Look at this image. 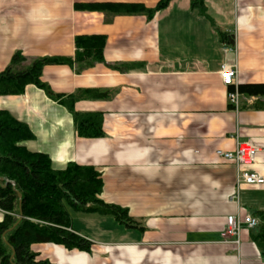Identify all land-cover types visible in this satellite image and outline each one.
Returning a JSON list of instances; mask_svg holds the SVG:
<instances>
[{
	"label": "crops",
	"instance_id": "obj_1",
	"mask_svg": "<svg viewBox=\"0 0 264 264\" xmlns=\"http://www.w3.org/2000/svg\"><path fill=\"white\" fill-rule=\"evenodd\" d=\"M159 2L0 0V73L17 52L28 61L74 60L77 37H106L103 63L48 66L42 75L55 95L74 99L76 113L100 114L104 137L79 136L68 108L34 85L0 97V111L29 128L34 139L20 146L47 155L54 170L93 167L104 184L101 200L127 209L144 228L87 215L89 231L73 222L72 230L91 252L57 246L63 260L51 261L35 251L52 264H264L259 227L243 230L239 245L221 238L230 217L262 220L264 185L237 189L235 162L217 154L254 145L248 170L264 178V97L241 94L234 108L220 74L236 65L234 90L264 84V0H206L203 13L192 0H172L151 19L80 9L153 10ZM110 231L118 234L112 241Z\"/></svg>",
	"mask_w": 264,
	"mask_h": 264
},
{
	"label": "trees",
	"instance_id": "obj_2",
	"mask_svg": "<svg viewBox=\"0 0 264 264\" xmlns=\"http://www.w3.org/2000/svg\"><path fill=\"white\" fill-rule=\"evenodd\" d=\"M172 0H160L157 7L148 10L142 5L83 6V11H99L113 15L144 14L149 19L165 10ZM206 0H192V7L205 11ZM229 45L233 36L224 37ZM106 37L76 38V56L70 58L45 57L28 61L20 52L15 53L9 66L0 73V97L23 95L28 85L43 90L46 95L63 105L73 114L79 136L88 139L104 137L100 114L81 115L74 111L73 100L55 95L42 81L48 66L84 64L86 67L104 62ZM231 92L235 90L233 87ZM240 94L264 97V84L244 85ZM34 139L29 128L9 113L0 111V264H52L43 260L32 248L53 244L66 250L91 252L92 244L72 230L68 207L85 215L110 217L128 229H140L141 224L129 216L128 210L109 205L101 200L103 180L91 166L69 164L63 171L54 170L47 155L31 153L20 144ZM21 195V198L19 197ZM260 233L255 239L264 246V217Z\"/></svg>",
	"mask_w": 264,
	"mask_h": 264
},
{
	"label": "built area",
	"instance_id": "obj_3",
	"mask_svg": "<svg viewBox=\"0 0 264 264\" xmlns=\"http://www.w3.org/2000/svg\"><path fill=\"white\" fill-rule=\"evenodd\" d=\"M235 45V44H234ZM232 51V50H231ZM221 80L224 86L232 87L238 79V69L236 65L225 64L221 70ZM241 94L238 89L229 94V102L234 108L240 105ZM259 149L250 143H237L234 152L218 151L217 154L225 161H233L237 167L236 182L237 189L240 184L249 186H262L264 185V178L258 174L251 173L248 170L256 160ZM235 196V195H234ZM261 221L252 216L240 218L239 216L230 217L227 220L226 226L221 232V238L227 244H240V235L243 230H253L260 227Z\"/></svg>",
	"mask_w": 264,
	"mask_h": 264
},
{
	"label": "rangeland",
	"instance_id": "obj_4",
	"mask_svg": "<svg viewBox=\"0 0 264 264\" xmlns=\"http://www.w3.org/2000/svg\"><path fill=\"white\" fill-rule=\"evenodd\" d=\"M68 210L70 212V215H71V218H72V222L75 225V229L80 230V231H89L88 230L89 224L91 226H93V224L87 222L86 220H91V219H87V218H90V217H87V215H84V214L76 213L70 207H68ZM93 220L101 222V220H103V218L99 217V216H96V218H94ZM112 220H114V219L112 218ZM105 227H107V226H105ZM94 229L95 228L92 227L91 232ZM92 233H95V232H92ZM96 236L99 237L100 239H102L101 237H104V236L99 235V234H97ZM105 237H106L107 240L112 241L114 239V237H118V234H116V232H114V231H110L107 234V236H105ZM49 248H51V249H49ZM57 248L58 247L55 246V245H51V246L48 247L47 244H40V245L33 246L32 249L34 251H40L42 253L43 257L51 259V261L63 260V256L61 255V253L58 252L59 249H57ZM91 250H92V248H91ZM86 253H90V252H86Z\"/></svg>",
	"mask_w": 264,
	"mask_h": 264
},
{
	"label": "water",
	"instance_id": "obj_5",
	"mask_svg": "<svg viewBox=\"0 0 264 264\" xmlns=\"http://www.w3.org/2000/svg\"><path fill=\"white\" fill-rule=\"evenodd\" d=\"M19 197L21 198V195H19Z\"/></svg>",
	"mask_w": 264,
	"mask_h": 264
}]
</instances>
